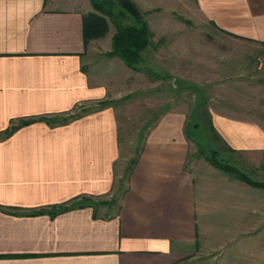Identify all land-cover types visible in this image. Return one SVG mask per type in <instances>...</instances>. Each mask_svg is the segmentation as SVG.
Instances as JSON below:
<instances>
[{"label": "crops", "instance_id": "1", "mask_svg": "<svg viewBox=\"0 0 264 264\" xmlns=\"http://www.w3.org/2000/svg\"><path fill=\"white\" fill-rule=\"evenodd\" d=\"M132 1L151 32L142 53L211 89L212 147L261 171L264 0ZM93 13V0H0V264H264V187L199 155L186 109L123 158L121 96L85 45Z\"/></svg>", "mask_w": 264, "mask_h": 264}, {"label": "rangeland", "instance_id": "2", "mask_svg": "<svg viewBox=\"0 0 264 264\" xmlns=\"http://www.w3.org/2000/svg\"><path fill=\"white\" fill-rule=\"evenodd\" d=\"M93 1L95 4H93L94 9L97 11L98 15L105 18L108 27L101 36L91 38L87 49L92 50L93 58L101 60L100 62L103 63L101 65L102 67H107L106 73L108 82L111 81L113 85H116L118 95L121 96V98L116 101L117 103L115 105L119 108V115L121 117V140L125 148L123 151V158L129 157L132 159L130 161L136 158L140 152L145 134L150 130L153 124L158 121L159 115L163 114L164 111L169 109L172 105L173 109L181 108L187 110L189 115V126L187 131L191 146H200L198 148V154L203 155L208 160L207 155L211 153V146H217V140H215L217 138H215V135H211L209 131L202 126L200 116L202 113L201 111L206 106L207 98L210 97L211 89L202 88L200 85L195 86L191 81H187L188 87L183 86V82H181L182 85H180V82L178 80L175 81L173 78L172 73L174 72H172V68L166 65L163 66V64L151 62V53L150 56L147 52L144 54L141 53V60L137 64V68L129 66L120 52H115L113 38L119 27L136 26L138 24L136 17L133 15L130 7L124 6L122 0ZM149 40L152 42L151 32ZM159 40V38H156L155 43L157 44ZM211 41L221 48L233 46L240 50L241 47L239 46H242L238 39L232 38L220 40L218 37H210L208 42ZM227 53L229 60L234 58L235 54H232V52L229 53V51H227ZM113 56H116L118 60L123 61L124 64L129 67L127 71L123 72L119 67L112 65V62L109 60ZM158 57L164 58L163 56ZM168 57L172 59L175 56L171 55ZM253 57L258 66L262 61L259 57V53L254 54ZM191 58V61L195 63V57L191 56ZM175 60L176 59H173V61ZM105 70L106 68L103 69V71ZM186 87L187 89H185ZM260 87H263L264 90V82ZM261 96L262 99H264V94H261ZM169 99H171V102ZM181 99L182 103L179 104ZM220 156L223 157L221 154ZM224 158H226V156ZM130 161L129 163L132 164ZM226 161L235 166L229 159L226 158ZM237 168L240 169L239 167ZM261 168V171L253 168L249 170L250 172H246V174L250 180L256 181L258 185L252 182L249 183L264 187V166ZM128 173L129 171L127 169L124 181ZM125 186L126 183L121 186L119 191H123Z\"/></svg>", "mask_w": 264, "mask_h": 264}, {"label": "trees", "instance_id": "3", "mask_svg": "<svg viewBox=\"0 0 264 264\" xmlns=\"http://www.w3.org/2000/svg\"><path fill=\"white\" fill-rule=\"evenodd\" d=\"M122 3L124 6L130 7L138 24L136 26H126L125 28L119 27L113 38L114 48L115 52H120L122 57L126 59L129 66L137 68V64L141 60V53L150 44V29L147 21L144 19L142 13L133 1L122 0ZM107 27V22L103 16L96 13L91 14L90 17L85 20V45L89 43L91 38L101 36L106 31ZM220 154L221 153L217 148L211 146V153L207 155L208 160L219 168L230 172L245 181L258 185L256 181L250 180L246 173L227 162L226 158L221 157Z\"/></svg>", "mask_w": 264, "mask_h": 264}]
</instances>
